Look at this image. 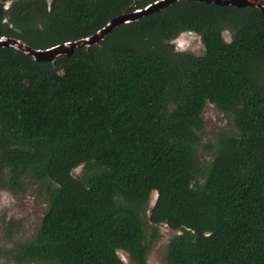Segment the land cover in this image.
Masks as SVG:
<instances>
[{
  "label": "trees",
  "instance_id": "trees-1",
  "mask_svg": "<svg viewBox=\"0 0 264 264\" xmlns=\"http://www.w3.org/2000/svg\"><path fill=\"white\" fill-rule=\"evenodd\" d=\"M11 1L0 36L47 49L157 0ZM186 31L203 55L175 50ZM207 102L233 125L203 160ZM27 178L46 183L48 210L31 239L9 230L4 261L125 264L120 249L147 264L167 224L180 232L166 264H264V13L180 0L54 63L0 47V188Z\"/></svg>",
  "mask_w": 264,
  "mask_h": 264
},
{
  "label": "rangeland",
  "instance_id": "rangeland-1",
  "mask_svg": "<svg viewBox=\"0 0 264 264\" xmlns=\"http://www.w3.org/2000/svg\"><path fill=\"white\" fill-rule=\"evenodd\" d=\"M11 0H0V5L8 8ZM7 20V19H6ZM232 33L224 32L226 40H231ZM177 43L180 50L194 52L197 55H203L205 46L200 36L195 32H183L177 37ZM175 40V45L177 44ZM204 129L201 132L203 146L199 147L198 153L203 160H210L211 153L204 146L216 140L221 131H225L233 125V120L227 114L219 110L214 103L207 102L203 112ZM83 166L74 170L76 176H81ZM27 186L24 192L14 193L8 189L0 188V246L10 243L9 230L12 231V239L15 241H26L31 239L41 224L42 218L48 210L46 195V183L38 182L35 179L27 178ZM157 197L154 191L149 200L145 211L146 233L148 241L151 240L153 227L155 226L149 220V213ZM160 235L151 244L147 254V264H166L167 249L170 240L180 231L175 230L167 224L157 225ZM118 253L125 264H137L131 255L125 250H118ZM0 264H15L0 259ZM34 264V263H25Z\"/></svg>",
  "mask_w": 264,
  "mask_h": 264
},
{
  "label": "water",
  "instance_id": "water-1",
  "mask_svg": "<svg viewBox=\"0 0 264 264\" xmlns=\"http://www.w3.org/2000/svg\"><path fill=\"white\" fill-rule=\"evenodd\" d=\"M180 0H157L149 5L138 8L132 11H125L122 14L113 17L105 26L100 28L95 33L80 38L74 41H67L62 44L47 48V49H36L28 45L26 42L21 39L10 37L7 35L0 36V47L12 46L18 50H21L32 57L37 61H46L49 63H54L60 56H70L73 54L74 50L81 46H91L95 44H100L108 34L118 25L123 23H128L139 19L142 16H145L154 11H158L164 7L175 4ZM203 1L206 3H213L217 5H230L237 8L256 6L261 9L264 13V4L263 0H197Z\"/></svg>",
  "mask_w": 264,
  "mask_h": 264
},
{
  "label": "clouds",
  "instance_id": "clouds-1",
  "mask_svg": "<svg viewBox=\"0 0 264 264\" xmlns=\"http://www.w3.org/2000/svg\"><path fill=\"white\" fill-rule=\"evenodd\" d=\"M176 39H177V38H176ZM176 39H175V40H176ZM175 40H174V42H175ZM176 43H177V40H176ZM179 48H180V45H179V43H177V44L175 45V50H176V51H185V50H180Z\"/></svg>",
  "mask_w": 264,
  "mask_h": 264
},
{
  "label": "flooded vegetation",
  "instance_id": "flooded-vegetation-1",
  "mask_svg": "<svg viewBox=\"0 0 264 264\" xmlns=\"http://www.w3.org/2000/svg\"><path fill=\"white\" fill-rule=\"evenodd\" d=\"M262 3L264 4V0L262 1Z\"/></svg>",
  "mask_w": 264,
  "mask_h": 264
}]
</instances>
